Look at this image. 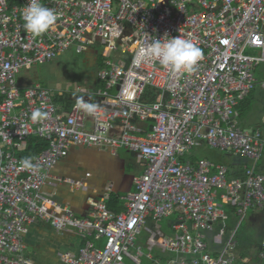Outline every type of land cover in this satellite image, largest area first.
Returning <instances> with one entry per match:
<instances>
[{
  "label": "built area",
  "instance_id": "obj_1",
  "mask_svg": "<svg viewBox=\"0 0 264 264\" xmlns=\"http://www.w3.org/2000/svg\"><path fill=\"white\" fill-rule=\"evenodd\" d=\"M28 2L0 0V264H38L26 254V236L39 221L83 238L77 252L60 254L65 264H126L128 257L144 264L137 243L143 231L152 264H162L151 253L155 248L174 255L163 264H238L237 241L227 240L217 257L208 234L216 225L227 234L226 207L239 217L264 209V174L245 164L244 178L231 177L226 165L183 157L204 144L248 161L263 157L264 124L245 130L238 106L264 64V0H42L58 19L40 37L23 27ZM165 34L201 49L191 74L173 75L151 60L133 67L139 47ZM99 43L106 46L98 72L103 87L96 92L99 119L80 110L77 100L60 105L65 92L56 97L40 82L20 81L23 69ZM37 109L47 118L33 123ZM33 136L48 141L34 155L28 154ZM77 146L114 154L124 148L144 167L124 211L108 207L110 187L103 200L91 201L88 217L44 191L51 180L87 188L82 179L53 175ZM26 157L31 169L20 165ZM172 216L175 232L167 235L158 221ZM258 258L264 264V241Z\"/></svg>",
  "mask_w": 264,
  "mask_h": 264
},
{
  "label": "crops",
  "instance_id": "obj_2",
  "mask_svg": "<svg viewBox=\"0 0 264 264\" xmlns=\"http://www.w3.org/2000/svg\"><path fill=\"white\" fill-rule=\"evenodd\" d=\"M72 54L73 52L69 50L55 58L57 59L56 61H60L59 63L61 64V66L57 67L64 69L70 68L66 61V57ZM79 55H81V58H79L77 65L81 64V68L88 71L89 76L86 80L91 85L89 87L82 86V88L88 90V93L83 95H87L85 100L91 99L92 102L97 103L100 96L97 95L96 92L103 87V82L100 77H94L95 64L99 65V49L95 46L87 52ZM102 63L99 70L102 67ZM19 77L20 81L26 85L33 84L36 80V74L28 77L21 76L20 74ZM66 85H61L59 87H65ZM79 87L81 86H78L77 89ZM113 91L116 92L117 89H114ZM247 99L242 100L238 106V111L240 113L239 120L241 126L245 130L252 131L263 126L264 113L258 112L260 121L257 123H254V120L251 117H244L242 115L243 112L240 109L241 107L246 106ZM74 100L77 99L68 97L66 93L63 97L58 98V102H60V105L63 107H69ZM226 158L229 160H226L225 162H216L213 159L210 160L217 164L228 166L231 177L244 178L245 164H250L252 166L254 163L255 167H252L255 171L264 174V165L262 162L263 157L257 161H241L239 165L234 164L233 160H231V158H233L232 155ZM185 161L195 163L197 160L195 157H191ZM143 170L144 167L137 162L136 156L124 148H118L116 154H114L110 149H103L96 146L72 147L68 155L63 158L53 170V175L55 176V174H57V176L60 175L59 177L62 178L82 179L87 188L78 189L70 186L67 182L51 180L44 186V191L48 194H53L56 200L69 204L76 216L88 217L91 210V201L103 200L107 187H110L111 197L109 196L108 199L104 200L110 209L115 212H122L126 209L127 204L125 196L136 191L134 178L141 175ZM87 173L90 175H87ZM263 211L264 209L254 213H260ZM150 225L153 226L152 221L150 222ZM97 243L100 244L101 242ZM26 244V254L38 264H65L60 259V254L62 253H60V251L64 249V252H77L79 247L83 244V238H81L75 230H58L44 221H39L30 226L29 233L26 236ZM244 259L245 262H239V259H237V263L247 264L248 259ZM258 262L259 259H256L253 263L248 264H257Z\"/></svg>",
  "mask_w": 264,
  "mask_h": 264
},
{
  "label": "rangeland",
  "instance_id": "obj_3",
  "mask_svg": "<svg viewBox=\"0 0 264 264\" xmlns=\"http://www.w3.org/2000/svg\"><path fill=\"white\" fill-rule=\"evenodd\" d=\"M96 47L99 49V65L95 64L94 69V77L98 78V70L101 65V60L106 52V46L104 44H97ZM83 53H75L66 57V61L68 62V66L70 68L64 69L61 67L60 61H56L54 59L50 62L46 63H37L33 66L32 69H23L21 76H31L36 74L35 82H40L45 87H48L54 90V95L57 97L60 92H65L68 97L77 99V97L83 96L87 98V95H83L86 93H81L77 90L78 86H91L90 83L86 79H88V71L83 70L81 68V64L77 65L79 62V58ZM65 67V66H62ZM77 68V69H75ZM256 78L258 83L255 88L252 90L249 98L246 100V106L241 107L242 115L244 117H251L254 120V123L260 121V116H258V112L264 113V88L261 85V82L264 81V64L256 70ZM35 77V76H34ZM67 84V85H66ZM61 85H66L65 87H59ZM117 92V91H116ZM115 92V93H116ZM76 101V100H74ZM262 122V120H261ZM262 124V123H261ZM202 145V147L194 148L188 152L184 160L190 159L191 157H195L196 160L200 158L213 159L216 162H225L229 160L228 156L232 155L234 164L239 165L241 161H246L245 158L239 155H233L228 151H220L218 149H210L209 147ZM263 165H264V156H263ZM250 167H255V163ZM252 167V168H253ZM264 170V166H263ZM55 174V173H54ZM57 175V174H55ZM60 176V175H58ZM226 211L229 215L227 219V234L221 235L219 233V227L216 225V228L213 232H209L208 234V244L209 250L214 256H220L222 254V249L225 246L227 240L235 239L238 242L237 254L239 262H245L244 258H247V264L253 263L258 259V254L260 250V243L264 240V211L260 213H254L248 211L244 216L239 217L234 213V209L232 207L227 208ZM176 219V216L166 217L160 219L159 225L164 233L167 235L174 234V230L172 229V223ZM149 234L147 231H143L140 236H138L137 243L138 246L142 248L143 254L141 255L142 262L144 264H152L153 260L149 259L147 255L150 253L147 245L145 244L146 239ZM65 250L62 249L60 253H66ZM131 252L136 253L135 249H131ZM154 257L160 259V263H165L169 258L174 256L171 253H162L160 249L155 248L151 252ZM126 264H134L132 260L128 257L126 258Z\"/></svg>",
  "mask_w": 264,
  "mask_h": 264
},
{
  "label": "clouds",
  "instance_id": "obj_4",
  "mask_svg": "<svg viewBox=\"0 0 264 264\" xmlns=\"http://www.w3.org/2000/svg\"><path fill=\"white\" fill-rule=\"evenodd\" d=\"M57 19V12L45 6L42 3V0H29L27 6L22 12L24 29L35 37H40L46 34L55 25ZM71 51L74 54L75 51ZM202 58L203 53L201 49L193 44L191 40L184 39L181 36H171L168 38L165 34L163 38H157L146 46L142 45L139 47L133 57L132 65L133 67H136L141 63L151 60L158 62L162 68L168 70L173 75L191 74L195 71L198 62ZM250 94L245 99H247ZM76 106L89 116L97 119H99L101 115L99 112L100 106L97 103L92 102L91 99L85 100L83 96L77 97ZM46 118L47 113L39 109L33 111L30 117L33 123L42 122ZM20 165L26 169H31L34 166L30 157L22 159Z\"/></svg>",
  "mask_w": 264,
  "mask_h": 264
},
{
  "label": "trees",
  "instance_id": "obj_5",
  "mask_svg": "<svg viewBox=\"0 0 264 264\" xmlns=\"http://www.w3.org/2000/svg\"><path fill=\"white\" fill-rule=\"evenodd\" d=\"M47 145H48L47 140L40 138V137L33 136L29 142L28 154L34 155L36 153H39L40 151L45 149Z\"/></svg>",
  "mask_w": 264,
  "mask_h": 264
},
{
  "label": "bare ground",
  "instance_id": "obj_6",
  "mask_svg": "<svg viewBox=\"0 0 264 264\" xmlns=\"http://www.w3.org/2000/svg\"><path fill=\"white\" fill-rule=\"evenodd\" d=\"M111 197V196H110ZM115 207V206H114Z\"/></svg>",
  "mask_w": 264,
  "mask_h": 264
}]
</instances>
